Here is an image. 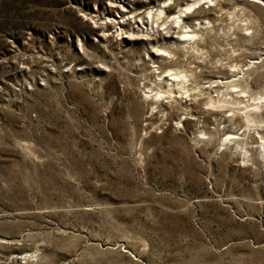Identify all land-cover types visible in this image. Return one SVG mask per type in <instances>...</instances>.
<instances>
[{
  "label": "rangeland",
  "instance_id": "1",
  "mask_svg": "<svg viewBox=\"0 0 264 264\" xmlns=\"http://www.w3.org/2000/svg\"><path fill=\"white\" fill-rule=\"evenodd\" d=\"M0 264H264V0H0Z\"/></svg>",
  "mask_w": 264,
  "mask_h": 264
},
{
  "label": "bare ground",
  "instance_id": "2",
  "mask_svg": "<svg viewBox=\"0 0 264 264\" xmlns=\"http://www.w3.org/2000/svg\"><path fill=\"white\" fill-rule=\"evenodd\" d=\"M194 4H192L189 7H187L189 12L192 11V10H195L196 6ZM161 11H163V10H161ZM184 35H185V37H182L180 40H186L187 39L186 37H188V34L185 33ZM175 78H178V77L175 76Z\"/></svg>",
  "mask_w": 264,
  "mask_h": 264
}]
</instances>
